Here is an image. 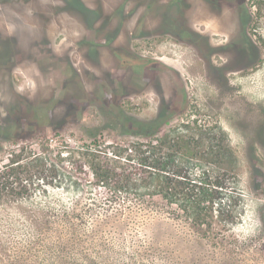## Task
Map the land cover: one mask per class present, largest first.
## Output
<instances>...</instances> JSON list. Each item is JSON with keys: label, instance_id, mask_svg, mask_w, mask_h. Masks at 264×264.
Segmentation results:
<instances>
[{"label": "rangeland", "instance_id": "rangeland-1", "mask_svg": "<svg viewBox=\"0 0 264 264\" xmlns=\"http://www.w3.org/2000/svg\"><path fill=\"white\" fill-rule=\"evenodd\" d=\"M160 1L144 15L129 1L124 20L126 0H0V264H264V0H243L244 46L257 57L225 48L208 64L171 30L149 27L205 1ZM208 13L190 21L213 44L238 35L235 15L220 23ZM162 113L160 130L142 125ZM187 125L222 130L212 131L224 140L220 171L236 176L241 197L236 221L209 238L161 196L142 199L117 183L139 166L116 157L122 149ZM35 155L52 178L30 165ZM17 156L22 168L6 183ZM102 168L115 170L108 184L94 177Z\"/></svg>", "mask_w": 264, "mask_h": 264}, {"label": "trees", "instance_id": "trees-1", "mask_svg": "<svg viewBox=\"0 0 264 264\" xmlns=\"http://www.w3.org/2000/svg\"><path fill=\"white\" fill-rule=\"evenodd\" d=\"M163 116L162 113L155 119L142 121V125H155L151 127L156 132L161 128L156 123ZM130 121L139 123L132 117L129 118ZM150 130L144 134L149 138L152 137ZM215 130L222 133L217 127L179 126L163 140L138 142L132 149H122L116 157L127 154L130 161L137 159L139 166L135 167L134 172L129 170L122 181H117L120 191L134 193L142 199L147 196H161L166 201L165 207L169 213L186 221L203 238H209V235L220 231V227L223 229L234 223L238 218L241 202L236 190L238 182L233 174L220 171L226 161L223 153L225 147L224 140L212 133ZM22 160V156L10 160L7 170L2 173L6 183L22 168ZM31 164L43 168L42 172L47 174V178L53 177L49 173L56 174L53 169H48L45 157L35 155ZM212 165L218 166L219 171L214 170ZM94 177L100 183L108 184L112 181L111 177H115V170L96 169ZM138 210L141 208L130 207V213L137 214Z\"/></svg>", "mask_w": 264, "mask_h": 264}, {"label": "flooded vegetation", "instance_id": "flooded-vegetation-1", "mask_svg": "<svg viewBox=\"0 0 264 264\" xmlns=\"http://www.w3.org/2000/svg\"><path fill=\"white\" fill-rule=\"evenodd\" d=\"M126 1L127 2H123L122 4L123 6L119 8V15L121 13V15L124 17L123 18L124 20L129 19L130 9L127 8L126 6L127 3H129V1L139 2L140 5L145 7L144 13H142V15L148 14L147 11H149L150 9L154 10V8H159L160 9L159 11H161V5H160L161 1L160 0H126ZM177 1H181L184 4L189 3V0H177ZM204 1H205V4L208 6V7H205L207 9H200L197 7H185V8L180 7L179 16H178V13L173 12V15L170 16V19H168V22H166V24L156 23L155 27L149 26L150 28H152L150 31L157 30L162 27L165 30H171L172 32L171 34L173 35V37H175V41L177 43H184L186 41V46L193 49L195 53L198 55V57L201 59V61L205 62V64H208L211 58L213 60L216 57H220L222 59L224 57L222 52L224 53L223 50L225 48H226L225 51L228 49L229 52L232 49L236 50L235 52L236 53L238 52L242 59H247L248 54H251L252 57H257V54L255 53L256 52L255 48L253 47L246 48L244 46V44L248 43V40H247L248 36L245 33L246 31H245L244 23H243V18H244L243 15H245V12H246V8L243 6V0H204ZM73 3H74V0H73ZM86 9L88 12L84 10H80L81 13L82 14L88 13L92 15L95 14V13L93 14V10L88 9V8ZM201 10L209 12L208 14H210V16L211 15L214 16L216 19H218L220 23L226 16V14L230 13V14L235 15L236 22L234 23V30L236 34L238 33V35L234 36L235 38L233 37L231 39H228L229 42H227L226 44H223V43L213 44L212 41H215L214 36L210 33L198 32L196 27L193 26V23L190 21L191 18H195V16H193L194 15L193 13H199ZM155 11L158 12L156 9ZM184 11H186V16L188 17L187 20L185 18L183 20V17L180 16L184 14L183 13ZM97 14L98 12H96V15ZM99 14L103 15L101 12H99ZM90 20H91V23L96 25V27L99 26L100 22L107 24L106 21H103V22L100 21L98 17L96 18L92 17L90 18ZM144 21H145L144 26L147 27L145 17H144ZM108 28L111 29V31L113 30L114 32L116 31L120 32L121 30H123L120 26L114 27V26L108 25ZM141 29H142V25H141ZM146 30L147 29L143 30L144 34L146 33ZM113 36H115V34ZM116 40H114V42H116ZM99 41H100L99 38H97L95 43L91 42L93 43L92 46H100L101 44L99 43ZM109 41L110 42L107 45H110V46L113 45L112 39ZM85 44H86L85 46L89 45V43H85ZM203 47L208 48V51L207 50L201 51V48Z\"/></svg>", "mask_w": 264, "mask_h": 264}]
</instances>
